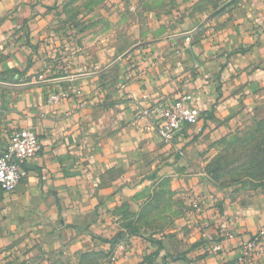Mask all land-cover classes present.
I'll list each match as a JSON object with an SVG mask.
<instances>
[{
    "label": "crops",
    "instance_id": "crops-1",
    "mask_svg": "<svg viewBox=\"0 0 264 264\" xmlns=\"http://www.w3.org/2000/svg\"><path fill=\"white\" fill-rule=\"evenodd\" d=\"M84 1L0 0V153L29 126L41 143L27 178L0 190V264H236L252 241L263 250L246 264H264V183L221 188L206 173L264 93V0L168 14L154 0L94 3L103 20L143 11L126 49L99 41ZM56 92L68 96L47 104ZM182 95L201 114L171 142L135 119Z\"/></svg>",
    "mask_w": 264,
    "mask_h": 264
},
{
    "label": "rangeland",
    "instance_id": "rangeland-1",
    "mask_svg": "<svg viewBox=\"0 0 264 264\" xmlns=\"http://www.w3.org/2000/svg\"><path fill=\"white\" fill-rule=\"evenodd\" d=\"M101 1L103 0H85L76 5L78 10L83 8V11L88 9L91 11L90 20L100 21V26L94 30L99 41L120 45L123 49L136 44L137 40L142 38L145 27L144 13H141L143 11L127 8L118 14L120 20L111 19L110 16L103 20L100 19L99 11L95 12L93 8L94 3ZM154 1L157 9L168 14L173 13L172 9L178 8L183 2L192 4L194 0H160L159 3V0ZM215 2L216 0H197L195 8L200 7L198 11L206 9L204 5L214 6ZM108 5L106 3L107 9L104 8V11L111 13L112 6ZM177 12L182 13L179 10ZM262 162H264V93L258 96L240 121L233 124L231 130L218 142L216 154L207 165L206 173L215 168L214 175L208 177L214 186L224 188L239 183L247 187L251 182L264 183V174L258 170Z\"/></svg>",
    "mask_w": 264,
    "mask_h": 264
},
{
    "label": "built area",
    "instance_id": "built-area-1",
    "mask_svg": "<svg viewBox=\"0 0 264 264\" xmlns=\"http://www.w3.org/2000/svg\"><path fill=\"white\" fill-rule=\"evenodd\" d=\"M67 96L66 92L52 93L46 102L55 104ZM200 114L201 108L194 104L188 96L182 95L172 101H160L144 107L136 114L135 119H144L145 128L156 129L163 140L171 142L184 126L194 124ZM40 150L39 137L31 126L10 135L4 151L0 153V190L2 192H14L16 187L27 178L26 162ZM185 203L190 210L198 211L205 204V197L191 193L185 197ZM261 232L264 233V229ZM121 248L120 243L108 257V262L116 259L118 250ZM219 249L218 244L212 247L213 251ZM262 250L263 247L258 241L246 243L243 246L242 257L236 264H246L254 253H261Z\"/></svg>",
    "mask_w": 264,
    "mask_h": 264
},
{
    "label": "trees",
    "instance_id": "trees-1",
    "mask_svg": "<svg viewBox=\"0 0 264 264\" xmlns=\"http://www.w3.org/2000/svg\"><path fill=\"white\" fill-rule=\"evenodd\" d=\"M224 137V136H223ZM223 137L220 139V141L223 139ZM219 141V142H220ZM259 170V172H262L263 174H264V162H262V164H261V166H260V168L258 169ZM215 171V168H213V169H210V170H208V176L211 178L213 175H214V172ZM258 182H261V181H258ZM221 187V186H220ZM228 187V186H227ZM227 187H224V188H227ZM221 188H223V187H221Z\"/></svg>",
    "mask_w": 264,
    "mask_h": 264
}]
</instances>
